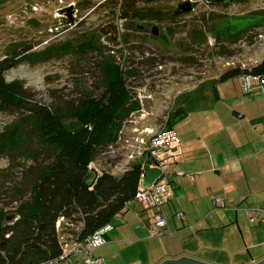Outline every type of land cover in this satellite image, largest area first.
Listing matches in <instances>:
<instances>
[{
	"label": "rangeland",
	"instance_id": "374dc122",
	"mask_svg": "<svg viewBox=\"0 0 264 264\" xmlns=\"http://www.w3.org/2000/svg\"><path fill=\"white\" fill-rule=\"evenodd\" d=\"M185 1L7 0L0 5V61L14 50H29L38 59L20 60L17 67L4 73V80L19 82L35 93L41 103L64 109L76 104L83 95L100 94L105 66L117 67L123 72L122 81L130 102L136 103L138 108L122 123L120 142L115 140L96 150L93 162L102 172L110 173L117 164L124 167V154L128 150L124 140L129 138L134 146L129 134L130 127L134 126L131 121H136V127H147L153 132L154 139L147 138L152 146L161 144L162 147L156 149L163 163L164 150L170 142L167 136L172 132L163 130L172 105L177 108L187 101L194 102L198 96L194 90L200 82L219 78L234 68L250 69L264 59V41L257 39L258 36L264 38V0H192V3L188 1L192 4L190 12L171 16L177 4ZM70 4L74 7L66 8ZM29 6L36 11L29 10ZM66 9L71 12L70 18L64 15ZM148 10H160L162 14L171 12L166 14L171 19H164L160 26L155 24L163 40L147 39L138 32L137 27L150 22L136 18L135 14ZM59 11L60 19H57ZM228 22L236 28V35L227 34ZM54 26H58L57 31L53 30ZM140 41L146 45H139ZM183 92L192 93L178 96ZM140 115L146 117L139 120ZM20 118L18 114H0V134ZM39 146V138L34 134L26 146L32 157H21L22 153L16 151L0 153V172L5 173V180L0 181V207L7 214L13 212L12 207L17 204L7 191H2L1 183L4 188L9 184L24 186L28 183L29 172L32 174L42 160ZM110 146L114 148L115 159L108 155ZM136 163L141 167L153 165L148 152L136 154L127 169ZM170 166L166 165L167 174ZM166 178L162 177L159 182L166 184ZM160 210L165 217L164 210ZM207 216L209 219L203 221V225L220 224L221 214ZM112 220L116 221V217ZM239 225L243 234L231 224L220 231H207L206 236L199 235L204 245L232 241L239 249L244 227L250 228L245 222ZM68 228L77 233L79 225ZM61 236L73 238L66 234ZM190 249L187 244L184 251Z\"/></svg>",
	"mask_w": 264,
	"mask_h": 264
},
{
	"label": "crops",
	"instance_id": "0c3cea01",
	"mask_svg": "<svg viewBox=\"0 0 264 264\" xmlns=\"http://www.w3.org/2000/svg\"><path fill=\"white\" fill-rule=\"evenodd\" d=\"M199 84L196 100L177 107L183 114L167 136L171 166L165 185L171 198L161 207L165 217L160 210L165 228L160 236L150 238L147 226L152 211L134 202L125 205L110 222L106 244L93 253L101 264H159L183 256L208 264H254L264 259V219L251 224L246 217L247 209L264 205V83L247 94H242L236 78L219 81L216 76ZM123 168L117 165L110 173L120 175ZM214 198H222L225 208L213 211ZM179 211L184 221L175 220ZM207 214H221L220 224L203 225ZM240 222L252 229L244 227L239 249L232 241L202 243L199 233L206 236L207 231H220L226 225H236L242 233ZM187 244L191 249L184 251ZM70 260L84 264L81 253Z\"/></svg>",
	"mask_w": 264,
	"mask_h": 264
},
{
	"label": "trees",
	"instance_id": "16d2710c",
	"mask_svg": "<svg viewBox=\"0 0 264 264\" xmlns=\"http://www.w3.org/2000/svg\"><path fill=\"white\" fill-rule=\"evenodd\" d=\"M6 1L0 0V5ZM150 13L161 15L146 11L140 18L151 17L146 16ZM237 33L227 30L231 36ZM37 59L29 50H14L0 61V114L21 117L0 134V153L16 151L22 153L21 157H32L26 146L37 134L42 155L38 168L32 174L29 172L31 180L24 186L9 184L4 188L1 183L2 191H7L17 206L8 214L0 207V264H42L59 257L61 235L82 241L110 224L132 201L142 175L140 163L117 176L109 172L94 176L88 169L94 152L115 142L122 123L138 108L130 102L121 71L106 65L100 94L83 95L76 104L61 109L41 103L21 83L4 80V73L17 67L20 60ZM240 74L264 77V59L250 69L228 70L218 80ZM181 114L180 108L170 112L163 132L169 131ZM4 175L0 172L1 182ZM9 215L13 219L7 222ZM61 217L68 224L79 225L78 232L64 222L57 229L56 222Z\"/></svg>",
	"mask_w": 264,
	"mask_h": 264
},
{
	"label": "built area",
	"instance_id": "2783aa9c",
	"mask_svg": "<svg viewBox=\"0 0 264 264\" xmlns=\"http://www.w3.org/2000/svg\"><path fill=\"white\" fill-rule=\"evenodd\" d=\"M192 3V0H188ZM74 7L73 4L68 5L66 8ZM33 12L36 11V8L29 6V10ZM26 10V9H25ZM65 15V13H64ZM63 16V15H62ZM66 16V15H65ZM57 19H60V11L59 15L57 14ZM58 26H54L53 30L57 31ZM257 39H260V42L264 41L263 36H258ZM264 54V50H263ZM237 82L239 84L240 90L242 94L250 93L254 87L261 86L264 83V77L250 75V74H240L237 76ZM134 113V112H133ZM132 114V113H131ZM140 118L139 120H142ZM127 120V119H126ZM125 120V121H126ZM134 126L130 127V134L132 135L131 141L134 143L132 146L130 139L124 140L125 144L128 146V150L124 154V161L126 164L124 165L123 171L127 170L128 164L135 160L136 154L142 155L143 152H148L149 158L153 161V165L151 168H159L161 171V177L156 180L151 186L148 188L141 187V181H139L135 194L131 202L137 204L142 210L144 211H152V219L151 222L147 226L148 236L150 238H156L161 235V229H164L166 226V222L163 219L160 209L165 204V202L171 198V191L168 187L160 183L159 180L162 177H167L166 173V165L167 160L170 159L169 149L164 150L166 153V157L161 163V155L159 150L156 148L162 147L161 144H157L155 146L151 145L150 140L154 139L153 132L147 127H136L135 125L138 123L136 121H131ZM140 123V122H139ZM122 127V126H121ZM121 135H123V127L119 129L117 135V143L120 142ZM149 138V139H147ZM166 147V146H165ZM109 156L111 159H115L116 155L114 154V148L112 146L108 147ZM118 165V164H117ZM117 165H113V168ZM89 172L92 174H101L102 171L96 167L94 162H90L88 165ZM177 175H181L178 173ZM130 202V203H131ZM212 207L214 210L224 209L225 203L222 198H214L211 200ZM129 203H126V205ZM175 220L177 221H184V215L182 212H177L175 215ZM246 217L249 223H261L264 219V205L259 208H252L246 210ZM64 222L66 227H71L64 221L61 217L56 222V228L59 229L60 223ZM112 226L110 224H106L103 227L96 230L93 234L85 238L84 240L80 241L77 238H65L64 236L59 237L61 253L59 257L44 262L42 264H71L70 256L73 254L81 253L84 256V264H101L100 259L95 258L93 253L100 247L106 244V236L109 232H111Z\"/></svg>",
	"mask_w": 264,
	"mask_h": 264
},
{
	"label": "water",
	"instance_id": "95a60500",
	"mask_svg": "<svg viewBox=\"0 0 264 264\" xmlns=\"http://www.w3.org/2000/svg\"><path fill=\"white\" fill-rule=\"evenodd\" d=\"M147 2H153V1H161V0H145ZM220 1H223V0H220ZM225 1V0H224ZM183 5H186L188 6L187 9L184 10V12H189L191 9H190V4L189 3H184ZM64 13L66 14L67 17L70 18V10L69 9H66L64 10ZM179 12L173 14V16H176L178 15ZM183 14V13H181ZM228 27V30H230L229 32H236V28L234 26H232V24L230 22H228L226 24ZM155 28V27H153ZM154 31V30H153ZM161 171L159 168H151L150 166H144L143 167V174H142V177H141V187L142 188H148L149 186H151L156 180H158L160 177H161ZM13 219V216L12 215H9L6 217V221L7 222H10L11 220ZM159 264H208V263H205L203 261H200V260H196V259H193V258H189V257H179V258H176V259H166L164 261H162L161 263ZM254 264H264V259L254 263Z\"/></svg>",
	"mask_w": 264,
	"mask_h": 264
},
{
	"label": "flooded vegetation",
	"instance_id": "af4514ba",
	"mask_svg": "<svg viewBox=\"0 0 264 264\" xmlns=\"http://www.w3.org/2000/svg\"><path fill=\"white\" fill-rule=\"evenodd\" d=\"M161 1H166V0H161ZM145 2H147V1H145ZM153 2H156V1H153ZM184 3H189V2L187 0L185 2L177 4L176 9L174 11L172 10V13L171 12H168V13H171L170 14L171 16H173V14H175L177 12H179L178 15H180L181 13L185 14L186 12H184V10L187 9L188 6L183 5ZM189 4H190V9L192 10V4L191 3H189ZM148 12H153V13L160 12L161 15L154 16V15H151V13H150V14H148L146 16H151V17H145L144 16L142 18V20H149L150 23L147 24V25L144 24L145 26L137 27L138 28V32H141V34L144 37L147 36V39L152 38L154 40H163L162 32H161V30L159 28V26H160L159 23L163 22L164 19H166V18L171 19L172 17L167 16L166 14H168V13H166V12L165 13L163 12V14H162V12L160 10L159 11L148 10ZM135 15H136V18H140L142 16V14H140V13H136ZM178 15H176V16H178ZM157 21H158V23H157ZM155 24L159 25L158 28L155 26ZM153 27H155V28H153ZM138 44L141 45V44H144V43L142 41H140ZM144 45H146V44H144ZM120 71H121V73H123L122 70H120ZM178 96H181V94L179 93ZM172 107H174V105H172ZM169 113H170V111H169ZM167 116H166V118H167ZM140 117L143 118V117H146V116L145 115L144 116L140 115Z\"/></svg>",
	"mask_w": 264,
	"mask_h": 264
},
{
	"label": "clouds",
	"instance_id": "9594fccd",
	"mask_svg": "<svg viewBox=\"0 0 264 264\" xmlns=\"http://www.w3.org/2000/svg\"><path fill=\"white\" fill-rule=\"evenodd\" d=\"M144 167V166H143ZM143 167H142V174H143ZM130 169V168H129ZM128 170V169H127ZM126 171V170H125ZM124 171V172H125ZM102 173V172H101ZM111 174V173H110ZM141 177H142V175H141ZM140 181H141V178H140ZM141 184V183H140Z\"/></svg>",
	"mask_w": 264,
	"mask_h": 264
}]
</instances>
